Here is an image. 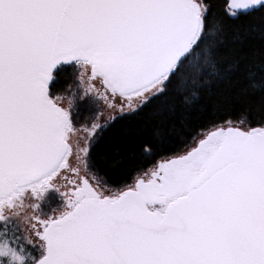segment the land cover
<instances>
[{
	"label": "snow or ice",
	"instance_id": "snow-or-ice-1",
	"mask_svg": "<svg viewBox=\"0 0 264 264\" xmlns=\"http://www.w3.org/2000/svg\"><path fill=\"white\" fill-rule=\"evenodd\" d=\"M0 264H264V0H0Z\"/></svg>",
	"mask_w": 264,
	"mask_h": 264
},
{
	"label": "trees",
	"instance_id": "trees-1",
	"mask_svg": "<svg viewBox=\"0 0 264 264\" xmlns=\"http://www.w3.org/2000/svg\"><path fill=\"white\" fill-rule=\"evenodd\" d=\"M177 150L178 151H183L184 147L183 146H179ZM134 175H135V172L133 170L129 169V175L127 177V182H131V180L134 177Z\"/></svg>",
	"mask_w": 264,
	"mask_h": 264
}]
</instances>
